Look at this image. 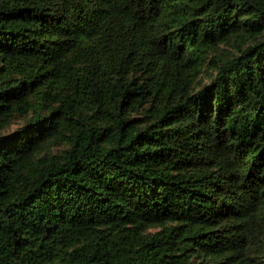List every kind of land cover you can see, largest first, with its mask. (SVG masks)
Returning a JSON list of instances; mask_svg holds the SVG:
<instances>
[{
	"label": "trees",
	"instance_id": "obj_1",
	"mask_svg": "<svg viewBox=\"0 0 264 264\" xmlns=\"http://www.w3.org/2000/svg\"><path fill=\"white\" fill-rule=\"evenodd\" d=\"M0 264H264V0H0Z\"/></svg>",
	"mask_w": 264,
	"mask_h": 264
}]
</instances>
